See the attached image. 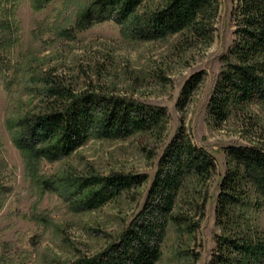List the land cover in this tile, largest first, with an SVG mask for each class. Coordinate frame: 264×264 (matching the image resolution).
<instances>
[{
	"label": "rangeland",
	"instance_id": "obj_1",
	"mask_svg": "<svg viewBox=\"0 0 264 264\" xmlns=\"http://www.w3.org/2000/svg\"><path fill=\"white\" fill-rule=\"evenodd\" d=\"M33 1L16 0L14 10L0 1V180L10 189L0 209V264H67L79 255L102 251L141 210L159 158L181 127L195 146L213 157L215 171L206 182L188 178L183 183L174 213L186 212L187 219L199 225L186 233L170 223L155 264H208L215 237L221 233L215 206L226 171L224 149L264 148V101L234 104L220 122L208 109L224 67L222 56L236 38L240 0H218L209 41L187 32L158 40H132L111 20L77 30V13L90 0H51L39 9ZM161 2L145 1L139 11L154 9ZM5 18L9 29H2ZM201 71L202 81L178 108L183 84ZM44 74L76 90L92 85L107 94L166 108L167 126L160 138L148 133L125 139L91 138L68 157L41 163L46 176L67 170L74 175H146L138 188L84 212L72 211L55 193L39 191L26 174L6 120L43 109V98L35 87L36 77ZM246 197L251 205L257 201L252 190ZM195 198L205 200L203 211L191 204ZM237 212L246 213L238 221L241 229L264 240V208L246 206Z\"/></svg>",
	"mask_w": 264,
	"mask_h": 264
},
{
	"label": "trees",
	"instance_id": "obj_2",
	"mask_svg": "<svg viewBox=\"0 0 264 264\" xmlns=\"http://www.w3.org/2000/svg\"><path fill=\"white\" fill-rule=\"evenodd\" d=\"M0 1L14 10L16 0ZM50 1L34 0L33 6L39 9ZM145 1L90 0L77 13L74 26L84 30L111 20L132 40H158L180 32L211 39V19L217 13L218 0H162L154 9L140 12ZM3 10L7 13L8 9ZM239 10L236 38L222 56L224 67L208 104L216 122L224 120L234 104L264 101V0H240ZM1 24L2 29L10 28L6 18ZM203 75L201 71L185 81L178 108L187 103ZM36 82L43 109L7 119L6 128L23 158L26 174L41 193H55L72 211L84 212L98 209L146 180L144 174L123 172L74 175L67 170L46 176L41 173V163L66 158L91 138L125 139L136 133L160 138L167 126L165 107L107 94L92 85L76 90L52 74L40 75ZM224 153L226 171L215 206V222L221 233L215 237L208 264H264V240L243 231L238 221L246 213H236L246 206L264 208V148L228 146ZM214 171L213 157L195 146L179 128L159 158L141 210L102 251L79 255L67 264H155L170 223L186 233L199 225V221L188 220L186 212L174 213L183 183L188 178L206 182ZM250 190L257 196L253 205L246 197ZM9 191L0 180V209ZM204 201L195 198L191 204L196 211H203Z\"/></svg>",
	"mask_w": 264,
	"mask_h": 264
}]
</instances>
